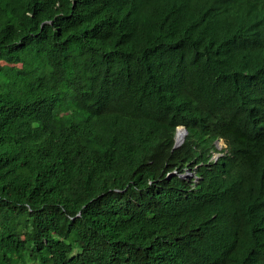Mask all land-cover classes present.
Instances as JSON below:
<instances>
[{
    "label": "trees",
    "instance_id": "trees-1",
    "mask_svg": "<svg viewBox=\"0 0 264 264\" xmlns=\"http://www.w3.org/2000/svg\"><path fill=\"white\" fill-rule=\"evenodd\" d=\"M263 238L264 0H0V264H264Z\"/></svg>",
    "mask_w": 264,
    "mask_h": 264
},
{
    "label": "water",
    "instance_id": "water-1",
    "mask_svg": "<svg viewBox=\"0 0 264 264\" xmlns=\"http://www.w3.org/2000/svg\"><path fill=\"white\" fill-rule=\"evenodd\" d=\"M179 128L182 129V135H181V138H180L179 140H177V139H176V134H177V131H178ZM186 133H187V130H186V128H185L184 126H179V127L176 128L175 142H174V146H173V147H177V146H179V145L183 142ZM221 140H222V139H221ZM217 141H219V140H216L215 143H216ZM220 154H221V153L214 154V155H212V158H213L214 160H216V159L218 158V156H220ZM185 175H186V174H185Z\"/></svg>",
    "mask_w": 264,
    "mask_h": 264
},
{
    "label": "bare ground",
    "instance_id": "bare-ground-1",
    "mask_svg": "<svg viewBox=\"0 0 264 264\" xmlns=\"http://www.w3.org/2000/svg\"><path fill=\"white\" fill-rule=\"evenodd\" d=\"M197 2V1H196ZM200 3V2H199ZM157 4V3H156ZM155 9V8H154ZM225 16V15H224ZM225 18V17H224ZM154 22V21H153ZM136 25V24H135ZM223 29H225V28H223ZM155 40V39H154ZM196 54V53H195ZM195 57V56H194ZM196 58V57H195ZM189 62V61H188ZM191 63V62H190ZM189 63V64H190ZM188 64V65H189ZM186 71V70H185ZM185 73V72H184ZM183 73V74H184ZM186 74V73H185ZM233 93H234V91H232ZM230 93V92H229ZM239 99V98H238ZM223 100V99H222ZM241 100V99H240ZM226 101V100H225ZM224 106V105H223ZM244 110H242V112H243ZM230 112V111H229ZM229 112H228V114H229ZM239 113V112H238ZM231 114H232V112H231ZM242 114V113H241ZM229 120H230V118H229ZM226 122V121H225ZM228 125V124H227ZM181 135H182V132H181ZM215 137V136H214ZM181 138V137H180ZM177 139V138H176ZM178 140V139H177ZM206 149V148H205ZM225 156V155H224ZM239 156V155H238ZM230 158V157H229ZM225 161V160H224ZM241 174V173H240ZM235 190V189H234ZM264 239V238H263Z\"/></svg>",
    "mask_w": 264,
    "mask_h": 264
},
{
    "label": "rangeland",
    "instance_id": "rangeland-1",
    "mask_svg": "<svg viewBox=\"0 0 264 264\" xmlns=\"http://www.w3.org/2000/svg\"><path fill=\"white\" fill-rule=\"evenodd\" d=\"M222 146H223V148H224V146H226V145L223 143ZM188 173H189V172H188Z\"/></svg>",
    "mask_w": 264,
    "mask_h": 264
},
{
    "label": "clouds",
    "instance_id": "clouds-1",
    "mask_svg": "<svg viewBox=\"0 0 264 264\" xmlns=\"http://www.w3.org/2000/svg\"><path fill=\"white\" fill-rule=\"evenodd\" d=\"M179 127V126H178ZM221 140V139H220ZM226 147V146H225ZM214 155V154H213Z\"/></svg>",
    "mask_w": 264,
    "mask_h": 264
}]
</instances>
